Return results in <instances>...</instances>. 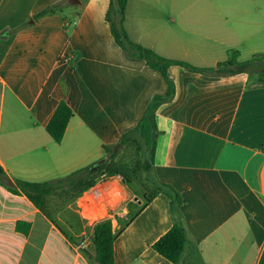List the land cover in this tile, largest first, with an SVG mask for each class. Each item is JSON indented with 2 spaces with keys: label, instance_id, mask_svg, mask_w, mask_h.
<instances>
[{
  "label": "crops",
  "instance_id": "obj_1",
  "mask_svg": "<svg viewBox=\"0 0 264 264\" xmlns=\"http://www.w3.org/2000/svg\"><path fill=\"white\" fill-rule=\"evenodd\" d=\"M58 1L0 0V165L14 182L62 178L108 160L106 149L168 93L159 71L116 43L110 0L67 9L82 11L67 15L71 21L35 19ZM124 26L133 42L199 68L234 52L239 62L264 52V0H129ZM65 50L70 62L61 59ZM169 75L176 95L157 111L154 172L183 196L190 241L179 264H264V73L171 66ZM62 100L74 116L56 143L46 127ZM129 188L103 174L87 192H53L41 210L0 184V264H99L88 239L82 249L72 239L75 224L93 239L105 219L116 234L115 264H173L153 249L173 226L168 198L146 203ZM55 195L58 210L50 206ZM19 222L30 224L27 233Z\"/></svg>",
  "mask_w": 264,
  "mask_h": 264
},
{
  "label": "trees",
  "instance_id": "obj_2",
  "mask_svg": "<svg viewBox=\"0 0 264 264\" xmlns=\"http://www.w3.org/2000/svg\"><path fill=\"white\" fill-rule=\"evenodd\" d=\"M86 2L88 0H81ZM129 0H110L106 13V20L111 27L112 35L116 43L124 50L125 55L130 60L146 61L152 69L159 71L168 85V93L164 96H155L148 105L144 115L137 125L125 132L119 144L122 147L128 145L136 146V150L143 156L141 166L146 171V182H148V192L142 195V199L147 203L156 195L164 194L169 200L170 212L173 219V226L165 233L154 245L153 249L165 257L173 264H179L184 256L186 247L190 241V235L186 226L185 218L182 213L184 203L182 194L171 184L159 181L154 172V158L157 142V124L156 116L158 108L166 103L173 101L176 95V86L174 80L169 75L171 66H180L193 72L205 74L220 73H264V54L260 57L239 62L237 52H234L231 59L219 63L214 68H199L187 62L166 59L153 50L133 42L124 26L125 12ZM73 7L68 0L55 2L41 10L35 19H40L49 14H60L66 21H71L65 14L67 9ZM79 15V14H77ZM67 25H70L67 23ZM227 72V68H233ZM63 87L66 89L64 83ZM74 116V111L66 100H62L57 106L51 117L46 130L56 143H61L67 127ZM108 160L105 165L94 167V164L78 170L68 176L57 178L44 182H29L21 179L15 180V187L4 183V178L8 177L3 167L0 165V184L7 186L14 193L25 194L34 205L44 210L46 197L56 191H66V189L84 193L90 190L95 184L96 179L103 175H118L128 185L134 184L136 178L135 170L131 169L125 163L116 161L115 158L119 152L106 149ZM17 229L27 233L30 224L19 222ZM114 233L111 219L102 220L94 225L93 244L95 247V259L99 264H115L114 260Z\"/></svg>",
  "mask_w": 264,
  "mask_h": 264
},
{
  "label": "rangeland",
  "instance_id": "obj_3",
  "mask_svg": "<svg viewBox=\"0 0 264 264\" xmlns=\"http://www.w3.org/2000/svg\"><path fill=\"white\" fill-rule=\"evenodd\" d=\"M99 3L101 4V6L104 5V0L103 1L100 0ZM71 8L72 7H70V9ZM79 13L81 16L82 11H79ZM65 14L71 18L78 16L76 14V11L68 13V11L66 10ZM65 51H67V50H65ZM262 54H264V52H262ZM262 54H257L255 57H260ZM75 64H76V61L73 62L74 67H75ZM105 111H106V109H104V107H102L101 108V114H105ZM118 144H119V142L109 146V148L114 151L116 146H118ZM114 152H119L115 158L116 161H121V162L125 163L127 166H129L131 169L135 170L136 178L134 179V184L129 185L130 193L133 195H137V196L142 197V195L144 193H146V191L148 192V186H147L148 182H146V179H145L147 173H146V171H144V169L141 166V161L143 162V156L138 152V150H136V146H132V145H128L126 147H122L120 145V147ZM108 156L109 155H107V157ZM103 158H105V157L103 156V157L99 158L94 164H96L97 162H99ZM63 194H64L63 192H58L59 197H62ZM58 195H55L54 197H52L51 203H50V206L55 210L60 209L62 206V202L60 200H58V198H57ZM73 220H75V218H73ZM75 221L77 222V220H75ZM74 227L76 228L75 234L77 235V237H73V239H72L73 243L80 244L85 239H88L91 242L88 249L89 248L94 249L93 239L89 237V233H87L86 236H81V233L84 232L83 228L81 226H78L77 224H75Z\"/></svg>",
  "mask_w": 264,
  "mask_h": 264
},
{
  "label": "water",
  "instance_id": "obj_4",
  "mask_svg": "<svg viewBox=\"0 0 264 264\" xmlns=\"http://www.w3.org/2000/svg\"><path fill=\"white\" fill-rule=\"evenodd\" d=\"M69 4L72 6H77V5H81L82 1L81 0H68ZM120 147V144H118V146H116L115 150L116 151L118 148ZM107 162V158H103L102 160H100L99 162H97L96 164H94V167H99L104 165ZM4 183L11 186V187H15L16 184L15 182L10 178V177H6L4 178Z\"/></svg>",
  "mask_w": 264,
  "mask_h": 264
},
{
  "label": "built area",
  "instance_id": "obj_5",
  "mask_svg": "<svg viewBox=\"0 0 264 264\" xmlns=\"http://www.w3.org/2000/svg\"><path fill=\"white\" fill-rule=\"evenodd\" d=\"M61 59L66 61V62H70L72 60L71 54L68 51H64L61 55ZM89 244L88 241L84 240L82 241L80 244L77 245L78 249H82L87 247Z\"/></svg>",
  "mask_w": 264,
  "mask_h": 264
}]
</instances>
